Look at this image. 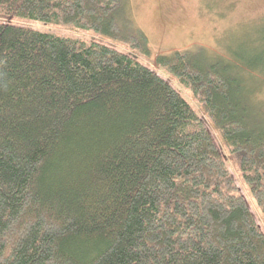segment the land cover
I'll return each mask as SVG.
<instances>
[{"label": "trees", "instance_id": "16d2710c", "mask_svg": "<svg viewBox=\"0 0 264 264\" xmlns=\"http://www.w3.org/2000/svg\"><path fill=\"white\" fill-rule=\"evenodd\" d=\"M122 2L0 0V264H264V109L242 74L264 51H173L159 74L56 32L147 52Z\"/></svg>", "mask_w": 264, "mask_h": 264}, {"label": "rangeland", "instance_id": "374dc122", "mask_svg": "<svg viewBox=\"0 0 264 264\" xmlns=\"http://www.w3.org/2000/svg\"><path fill=\"white\" fill-rule=\"evenodd\" d=\"M122 3L123 8L117 14L121 37L127 40L134 32L141 31L146 37L147 52L142 49V53L135 41L131 43V40L124 44L117 38L96 37L90 31L70 27H59L56 32L84 41L98 38L148 64L159 74L162 72L154 66L156 57L168 55L173 51L192 53L200 51L202 58H223L233 63L239 54L260 55L264 51V0H123ZM31 26L50 30L39 24ZM257 69L261 71V76L245 68L242 74L245 79H249L250 88L260 90L258 109H264V69L256 68V71ZM172 84L187 96L186 91L174 85V82ZM187 97L199 111L220 148V141L204 112L195 105L191 97ZM250 121L253 123V119ZM227 164L236 178L238 176L236 160L227 157ZM241 189L245 195V188L241 186ZM251 207L253 215L260 223L254 207Z\"/></svg>", "mask_w": 264, "mask_h": 264}]
</instances>
